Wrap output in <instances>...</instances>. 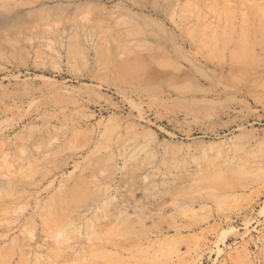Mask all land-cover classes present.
Masks as SVG:
<instances>
[{
    "label": "rangeland",
    "instance_id": "obj_1",
    "mask_svg": "<svg viewBox=\"0 0 264 264\" xmlns=\"http://www.w3.org/2000/svg\"><path fill=\"white\" fill-rule=\"evenodd\" d=\"M263 6L0 0V264H264Z\"/></svg>",
    "mask_w": 264,
    "mask_h": 264
},
{
    "label": "bare ground",
    "instance_id": "obj_2",
    "mask_svg": "<svg viewBox=\"0 0 264 264\" xmlns=\"http://www.w3.org/2000/svg\"><path fill=\"white\" fill-rule=\"evenodd\" d=\"M190 1V0H189ZM186 4V3H185ZM242 4H244V3H242ZM205 5V4H204ZM191 6V5H190ZM193 6V5H192ZM220 7V6H219ZM264 7V6H263ZM209 8V7H208ZM214 8V7H213ZM218 8V7H217ZM193 9V8H192ZM223 10H224V8H222ZM217 11V10H216ZM248 11V10H247ZM211 12V11H210ZM215 12V11H214ZM184 13H186V12H184ZM199 13V12H198ZM213 13V12H212ZM261 13V12H260ZM194 14V13H193ZM246 15V14H245ZM242 16V15H241ZM236 19V18H235ZM227 23V22H226ZM264 23V22H263ZM185 25V24H184ZM189 27V26H188ZM187 27V28H188ZM213 34V33H212ZM216 35H217V33H216ZM235 50V49H234ZM245 62V61H244ZM243 63V62H242ZM262 68V67H261Z\"/></svg>",
    "mask_w": 264,
    "mask_h": 264
}]
</instances>
